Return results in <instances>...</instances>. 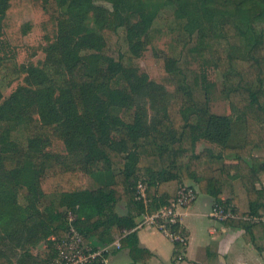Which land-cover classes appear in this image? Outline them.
Wrapping results in <instances>:
<instances>
[{
    "label": "trees",
    "instance_id": "1",
    "mask_svg": "<svg viewBox=\"0 0 264 264\" xmlns=\"http://www.w3.org/2000/svg\"><path fill=\"white\" fill-rule=\"evenodd\" d=\"M11 1L0 0V23L17 46L33 23L12 22ZM96 1L43 0L44 61L27 68L23 84L0 104V264H52L70 212L86 244L114 231L131 262L145 263L150 252L138 245L136 220L166 206L183 180L228 203L223 186L236 178L248 215L264 211V154H254L264 152V0ZM163 5H174L170 30L183 43L177 55L156 54L155 80L140 72L138 59L152 45ZM203 66L217 69L229 114L210 112ZM51 136L63 147L47 150ZM201 140L212 147L197 152ZM222 156L230 161L205 167ZM139 181L147 207L136 199ZM225 224L246 232L256 225ZM40 242L45 246L32 253ZM174 247L175 254L184 248Z\"/></svg>",
    "mask_w": 264,
    "mask_h": 264
},
{
    "label": "crops",
    "instance_id": "2",
    "mask_svg": "<svg viewBox=\"0 0 264 264\" xmlns=\"http://www.w3.org/2000/svg\"><path fill=\"white\" fill-rule=\"evenodd\" d=\"M254 154L263 156L264 152L257 150ZM217 161L221 162L220 166L219 163L214 165ZM229 161V157L222 156L207 161L205 167L219 168ZM187 181L197 187L191 180ZM260 185L264 186V174L260 177ZM199 194L182 217L187 243L177 254L174 253V243L152 227L136 231L139 247L150 252L145 263H132L127 249L114 247L113 243L120 238L114 231L105 236L103 242L93 238L91 244L104 251L107 264H264V224L253 225L246 232L243 228L216 221L209 216L213 199ZM222 199L231 200L228 204L233 207L236 219L244 220L248 216L246 193L238 179L227 178Z\"/></svg>",
    "mask_w": 264,
    "mask_h": 264
},
{
    "label": "rangeland",
    "instance_id": "3",
    "mask_svg": "<svg viewBox=\"0 0 264 264\" xmlns=\"http://www.w3.org/2000/svg\"><path fill=\"white\" fill-rule=\"evenodd\" d=\"M236 1L237 0H229L228 2L234 6ZM96 3L109 7V4L100 0L96 1ZM173 12L174 5H163L159 9L151 29L152 45L149 46L138 59L140 72L146 73L150 78L155 80H158L155 62L156 54L173 51V53L177 55L182 48L183 39L181 36H178L177 33L170 30V24L174 16ZM9 16L12 22L17 24L32 21L33 27L30 33L21 37L19 39V44L15 46L10 42L7 33L0 23V104L6 100L18 86L23 84V78L27 68L31 66L40 67L45 57L43 48L46 43L44 32L40 24L47 20L48 14L43 8V0H12L9 7ZM118 34L121 50L125 51L127 44L124 39V34L120 30ZM200 70L205 75L206 96L210 112L218 115L229 114L228 99L217 69L214 66H203ZM115 138L116 134H113L112 140L114 141ZM56 147L62 148V141L56 136H51L50 143L46 149L51 150ZM206 147H212V145L202 140L196 143L197 152H200ZM255 152H257V150H255ZM214 163V165H218L219 163V166L221 164V162L218 161ZM190 183L191 182L187 180H183L179 187L182 185H190ZM85 186L88 189H93L96 187V184L88 177L85 181ZM199 196L202 197L201 194H199ZM18 202L22 205L25 203L22 196L18 197ZM116 209L120 214L126 211L123 203L118 204ZM44 246L45 243L40 242L32 249V253L35 254ZM57 260L60 261L61 257L59 256Z\"/></svg>",
    "mask_w": 264,
    "mask_h": 264
},
{
    "label": "built area",
    "instance_id": "4",
    "mask_svg": "<svg viewBox=\"0 0 264 264\" xmlns=\"http://www.w3.org/2000/svg\"><path fill=\"white\" fill-rule=\"evenodd\" d=\"M146 186L139 181L136 186V199L141 200L145 207L148 205L146 197ZM199 194L198 187L191 185H182L179 187L176 196L169 201L166 206L154 212H148L147 209L143 211L136 220V225L133 230L143 227H152L160 232L164 237L173 243H178L185 247L187 243L186 234L176 231L175 225L182 226V217L186 209L195 202ZM209 216L216 221L225 222L227 219H236L233 207L228 203H214ZM74 219V214L68 213L69 229L66 237L56 244L58 250V257L52 264H89L93 260L100 258L103 264H107L104 257H102L103 250L94 249L89 244H86L82 236L70 224ZM250 224H264V211L254 215H248L243 218ZM127 231H124L123 235ZM115 248H120L119 239L113 243ZM102 257V258H101Z\"/></svg>",
    "mask_w": 264,
    "mask_h": 264
}]
</instances>
